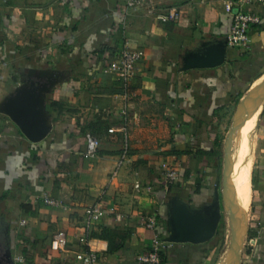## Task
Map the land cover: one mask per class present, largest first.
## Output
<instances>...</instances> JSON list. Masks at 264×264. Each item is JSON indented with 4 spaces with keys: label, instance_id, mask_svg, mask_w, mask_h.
I'll use <instances>...</instances> for the list:
<instances>
[{
    "label": "crops",
    "instance_id": "crops-1",
    "mask_svg": "<svg viewBox=\"0 0 264 264\" xmlns=\"http://www.w3.org/2000/svg\"><path fill=\"white\" fill-rule=\"evenodd\" d=\"M127 1L0 0V106L32 78L50 83L43 141L0 112V246L12 264H78L86 235L97 264H137L155 238L166 243L161 264H213L225 247L217 234L203 244L166 242V212L173 198L192 208L213 202L223 120L264 67V2L242 7L261 17L249 50L227 47L221 66L185 70L197 48L226 42V6L239 0H144L126 11ZM171 9L180 19L162 22ZM125 47L144 52L127 86L108 71ZM261 116L241 264H264V109ZM88 133L101 143L94 157ZM165 170L179 174L168 187ZM45 196L63 207L45 205ZM96 205L104 215L89 228ZM148 216L154 229L143 225Z\"/></svg>",
    "mask_w": 264,
    "mask_h": 264
},
{
    "label": "water",
    "instance_id": "water-1",
    "mask_svg": "<svg viewBox=\"0 0 264 264\" xmlns=\"http://www.w3.org/2000/svg\"><path fill=\"white\" fill-rule=\"evenodd\" d=\"M228 43L206 44L197 48L184 60V69L214 68L221 66L226 59ZM49 82L28 81L9 96L0 106V112L18 125L25 137L34 143L43 141L51 130V124L45 113V93L49 91ZM253 93L251 94V96ZM242 106H245L250 99ZM220 172H217L213 192V202L204 208H192L179 198L169 202L166 212L170 235L165 239L169 243L203 244L211 241L217 234L222 220L220 198ZM233 241L239 244V235L233 227ZM232 240V239H231ZM237 250H233L232 259ZM8 264H12L11 255L5 254ZM0 264H3L0 261Z\"/></svg>",
    "mask_w": 264,
    "mask_h": 264
},
{
    "label": "rangeland",
    "instance_id": "rangeland-1",
    "mask_svg": "<svg viewBox=\"0 0 264 264\" xmlns=\"http://www.w3.org/2000/svg\"><path fill=\"white\" fill-rule=\"evenodd\" d=\"M259 69V71L248 79L247 88L243 93L244 95L240 96L237 102L231 105L228 116L223 120L224 125L221 129L222 158L220 162V198L223 215L222 220L225 221L228 241L224 249L222 247L218 248L214 254L213 264H230L231 260H233L232 254L234 248L237 250V253L235 258L233 257V264H241L243 259V250H245L246 246L247 229L249 228L251 213L250 176L257 138L260 132L259 120L263 118L261 112L264 109V67H260L259 65ZM252 93L253 95L251 96ZM250 96V101L245 106H242ZM241 166H243V171L246 175V187L249 192V197L246 201L247 205L239 209V207L235 206V202L239 199L237 184L241 178L239 173ZM241 212L243 215L240 219ZM233 227L235 230L238 228L237 231L240 234H238V245L233 241Z\"/></svg>",
    "mask_w": 264,
    "mask_h": 264
},
{
    "label": "built area",
    "instance_id": "built-area-1",
    "mask_svg": "<svg viewBox=\"0 0 264 264\" xmlns=\"http://www.w3.org/2000/svg\"><path fill=\"white\" fill-rule=\"evenodd\" d=\"M144 0H128L126 11L135 10L138 6L143 3ZM256 2H264V0H239L232 4H227L226 12L231 15V28L227 37L228 47L232 49L249 50L252 45V38L250 36V29L254 25L261 23V17L252 12H246L242 10L245 5H250ZM180 12L177 9H171L167 13L159 14L158 17L162 22H174L180 19ZM144 56L143 51L131 50L127 47L119 53L117 58L113 60L108 67V71L114 74L124 86H127L130 79L134 76L138 63ZM110 133L114 132V129L109 130ZM87 143V155L94 157L100 148V140L88 133L86 135ZM162 178L165 185L168 187L175 184L179 180V174L176 170H165L162 173ZM140 188V185H137ZM147 191L151 192L152 188H146ZM45 205L55 208H61L62 203L58 200L45 196L43 198ZM104 215L100 205L94 206L88 211V227L93 221L99 220ZM143 225L148 229H154L157 226L156 216H148L142 219ZM81 245L84 246V250L77 254L76 258L78 264H97L99 256L96 252L92 251L89 247L88 236H84L80 239ZM165 242L155 238L152 242L151 249L148 253L141 254L137 258V264H161V254L165 249ZM55 250H58L60 244L58 240H55L52 244ZM17 262H24L21 257L17 258Z\"/></svg>",
    "mask_w": 264,
    "mask_h": 264
},
{
    "label": "bare ground",
    "instance_id": "bare-ground-1",
    "mask_svg": "<svg viewBox=\"0 0 264 264\" xmlns=\"http://www.w3.org/2000/svg\"><path fill=\"white\" fill-rule=\"evenodd\" d=\"M248 167V166H247ZM239 168V167H238ZM236 170V169H235ZM247 171H248V169H247ZM237 172V171H236ZM239 173H240V176H241V178H240V181H239V183L237 184L238 186H237V189H238V200H236V207H239V209L240 208H244V206L245 205H247L246 204V201L248 200V195H249V192L247 191L248 189H247V182H246V178H245V174H244V171H243V166H241L240 168H239ZM247 173V172H246ZM242 215H243V213L241 212V214H240V216H239V218L241 219V217H242ZM245 216V215H244ZM239 221V220H238ZM242 222V221H241ZM240 229V228H239ZM238 230V228H236V231ZM240 231V230H239ZM237 233L239 234V232L237 231ZM240 235V234H239Z\"/></svg>",
    "mask_w": 264,
    "mask_h": 264
},
{
    "label": "trees",
    "instance_id": "trees-1",
    "mask_svg": "<svg viewBox=\"0 0 264 264\" xmlns=\"http://www.w3.org/2000/svg\"><path fill=\"white\" fill-rule=\"evenodd\" d=\"M243 95L244 94H242L241 96H243ZM53 105H57V104L56 103H53ZM225 229H226L225 228V221L222 220L221 225H220V229H219V231L217 233L218 237H220L221 240H222V246H225V244L228 241V235H227V232H226ZM6 250L7 249H6V247H4V245H3V247L0 246V261L2 263H6V256H5Z\"/></svg>",
    "mask_w": 264,
    "mask_h": 264
},
{
    "label": "flooded vegetation",
    "instance_id": "flooded-vegetation-1",
    "mask_svg": "<svg viewBox=\"0 0 264 264\" xmlns=\"http://www.w3.org/2000/svg\"><path fill=\"white\" fill-rule=\"evenodd\" d=\"M35 79H37V78L35 77ZM35 79L32 78L31 81H32V80L34 81Z\"/></svg>",
    "mask_w": 264,
    "mask_h": 264
}]
</instances>
